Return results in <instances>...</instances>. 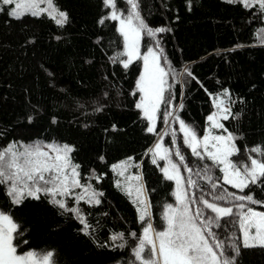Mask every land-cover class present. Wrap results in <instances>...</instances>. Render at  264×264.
<instances>
[{
  "label": "trees",
  "instance_id": "1",
  "mask_svg": "<svg viewBox=\"0 0 264 264\" xmlns=\"http://www.w3.org/2000/svg\"><path fill=\"white\" fill-rule=\"evenodd\" d=\"M54 3L68 15L63 27L46 15H26L17 20L0 11V148L13 141L35 140L74 146L72 157L80 165L82 182L90 183L103 196L99 205H79L93 226L90 236L80 231L83 226L72 213L62 215L44 196L13 205L0 185V210H10L21 226L23 235L18 239L27 243L20 244L18 253L55 250L56 264H131L137 241L129 234L141 235L145 224L140 223L131 198L116 187L113 165L131 161L136 174L142 175L150 222L157 231L164 227L162 206L175 203V183L165 179L161 171L166 161L153 164L149 155V149L159 139L173 151L178 146L185 163L194 171L209 165L214 181L223 175L210 160L192 155L183 143L179 122L166 117V112L193 124L202 136L208 127L206 117L214 111L212 96L227 90L235 101L233 113L240 114L223 122L228 131L240 137L236 141L240 153L232 160L247 161L249 155L262 158L250 149L264 145V16L258 7L248 9L226 0H192L191 10L187 0H140L141 14L150 27L170 29L155 39L166 56L162 65L170 63L177 73L169 76L171 103H162L156 131L149 133L148 121L135 107L140 97L136 83L143 72V61H134L125 69L114 59L118 55L120 60L126 59L120 55L124 47L118 21L105 19L99 23L111 9L104 0ZM117 6L122 10L128 7L125 0H117ZM145 45L153 46L152 38L144 36L142 54ZM185 69L192 75L188 76ZM168 97L166 91L165 99ZM181 103L182 110L178 107ZM97 108L102 110H94ZM173 159L179 162L175 156ZM181 172L187 177L183 167ZM95 176L101 179L97 181ZM194 179L210 201V193L224 189L237 195L248 194L251 189L256 200L264 201V185H251L241 192L222 180L220 187L212 189L205 179ZM190 191L201 195L199 189ZM249 206L264 212L262 204ZM226 220L230 218H223L222 228L213 231L226 243L230 236L242 237L238 228L225 226ZM121 232L127 246L114 248L110 236ZM236 243L241 244V240ZM237 264H264V249H245L241 244Z\"/></svg>",
  "mask_w": 264,
  "mask_h": 264
},
{
  "label": "snow or ice",
  "instance_id": "2",
  "mask_svg": "<svg viewBox=\"0 0 264 264\" xmlns=\"http://www.w3.org/2000/svg\"><path fill=\"white\" fill-rule=\"evenodd\" d=\"M125 2L128 7L122 10L117 6V0H104L111 11L99 23L103 24L105 19L119 22L118 31L123 38L124 47L120 55L126 59L120 60L119 55L114 59L122 63L125 69L134 61H143V72L136 83V90L141 95L135 107L140 109L143 117L149 121L147 131L154 133L161 104L167 106L171 103L172 85L169 84V76L177 74L170 63L162 65V60L166 61V56L159 46L160 41L155 39L159 33L170 29L150 27L141 14L140 0H125ZM226 2L240 3L248 9L258 7L260 15L264 16V0H226ZM187 3L191 10L192 0H187ZM0 5L13 6L10 9L0 7V11H5L8 16L17 20L26 15L32 17L46 15L60 27L68 23L67 13L61 11L54 0H0ZM144 36L152 38L154 45H145L142 54L141 44ZM261 39L264 40V30L261 32ZM185 72L188 76L192 75L190 70L185 69ZM166 91H169L167 100ZM135 94L134 92L133 95ZM209 95L212 96L211 93ZM234 103L231 93L227 90L212 96L214 111L206 117L208 127L202 136L193 124L186 123L173 112L165 113L166 117H172L174 122H179L183 143L191 150L192 155L199 160H210L223 175L214 181L211 174L212 167L209 165H203L194 171L185 163V156L180 148L177 146L173 151L164 146L161 138L154 148L149 149L152 163L157 164L158 159L166 161L167 166L161 168V171L165 179L175 183L173 193L175 203H165L162 206L161 219L164 225L162 230L157 231L150 222V204L142 175L126 176L127 161L112 166L118 176L124 177L123 181L116 180V187L131 198L132 203L137 207L140 223L145 224L141 235L137 236L135 232L129 234L137 241L132 248L134 260L131 264L136 262L138 264H237L241 244L245 249L255 247L264 249V212H258L249 206L264 205V201L254 198L250 189L251 185H264V159H262L264 145L250 149L251 153H256L262 158L249 155L247 161L231 159L240 153L236 144L240 137L228 131L223 121L238 118L240 115L233 113ZM178 107L182 110L184 105L181 103ZM165 123H168L167 119ZM215 130H223L226 134H217ZM168 134V132L164 133V135ZM171 135L172 143L175 145V131ZM74 151V146L55 140L10 142L0 148V185L4 186L5 195L13 205H19L29 198L39 200L44 196L50 204L61 210L62 215L72 213L83 226L80 231L90 236L93 226L88 223L87 215L79 205L81 202L90 206L99 205L103 193L90 183L82 182L80 165L75 163L72 157ZM173 156L178 158L179 162L173 159ZM181 167L187 171V177L182 174ZM194 176L205 179L212 189L220 187L219 181L222 180L224 184L231 185L241 192L244 189L250 191L245 195H237L224 189L219 193H210L212 196L210 201L205 198L206 193ZM94 178L97 181L101 179L100 176ZM77 189L80 191L77 192ZM192 189H199L201 195L197 196L195 191H190ZM69 197L74 200L72 207L68 204ZM225 217L230 218L225 221V226L238 228L242 237L230 236L227 238L229 242L226 243L213 231V228H222L220 221ZM146 221L148 222L145 223ZM20 229L21 226L14 220L10 210H0V264H56L55 250L33 249L18 253L20 244L27 243L18 239L23 235ZM237 240H241V244L236 243ZM110 241L114 248L127 246V240L122 232L112 234Z\"/></svg>",
  "mask_w": 264,
  "mask_h": 264
},
{
  "label": "rangeland",
  "instance_id": "3",
  "mask_svg": "<svg viewBox=\"0 0 264 264\" xmlns=\"http://www.w3.org/2000/svg\"><path fill=\"white\" fill-rule=\"evenodd\" d=\"M0 7H3V5H0ZM5 7V6H4ZM10 7H13V6H10ZM51 19V18H50ZM118 24H119V22H118ZM264 41V40H263ZM141 95V94H140ZM162 105V104H161ZM161 107V106H160ZM142 112V111H141ZM159 113V112H158ZM143 114V113H142ZM157 116H158V114H157ZM157 121H158V119H157ZM157 121H156V126H157ZM224 122V121H223ZM148 123H149V121H148ZM216 131V133L217 134H221V133H223V130H215ZM224 134V133H223ZM160 140V139H159ZM150 156H151V158H152V155H151V153L149 154ZM234 157V156H233ZM232 157V158H233ZM231 158V159H232ZM162 160H157V163H160ZM121 164V163H120ZM115 172V174H116V176H117V180L119 179V180H121V181H123L124 180V177H120V176H118V174H117V171H114ZM138 174V173H137ZM125 175L127 176V175H136V167L134 166V164L131 162V161H128V168H127V172L125 173ZM140 175V174H139ZM144 185V184H143ZM226 185H228V184H226ZM228 186H230V187H232L231 185H228ZM145 188V187H144ZM233 188V187H232ZM235 189V188H234ZM238 190V189H237ZM245 190V189H244ZM77 192H79L80 190L79 189H77L76 190ZM240 191V190H239ZM146 196H147V194H146ZM147 200H148V198H147ZM74 204V200L71 198V197H69L68 198V204ZM81 203H84V202H81ZM149 216H150V218H151V212H150V208H149ZM242 235V234H241ZM256 248V247H255Z\"/></svg>",
  "mask_w": 264,
  "mask_h": 264
}]
</instances>
